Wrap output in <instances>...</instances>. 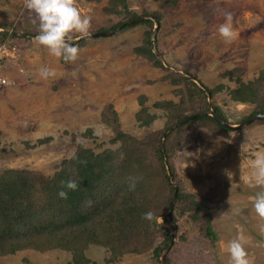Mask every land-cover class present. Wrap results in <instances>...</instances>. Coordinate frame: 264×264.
<instances>
[{
  "label": "rangeland",
  "instance_id": "rangeland-1",
  "mask_svg": "<svg viewBox=\"0 0 264 264\" xmlns=\"http://www.w3.org/2000/svg\"><path fill=\"white\" fill-rule=\"evenodd\" d=\"M73 2L91 18L90 35L73 34L79 55L65 62L36 41L39 21L24 0H0V32L7 33L3 43L15 49L4 66L12 83L0 90V171L16 168L52 176L79 143L95 152L124 145L114 141L118 126L152 153L158 142L168 150L177 173L173 178L167 162L171 186L180 185L210 208L215 238L206 236L203 222L192 220L186 203L175 197L172 216L169 208L157 216L152 247L141 253L126 252L111 261V250L101 244H90L82 255L26 248L0 255V264H80L76 255L86 264H229L226 246L238 234L248 240L252 264H264V218L253 207L255 193L264 188L255 184L252 167L256 154L264 152V120L225 134L202 121L180 131L173 130L183 121L169 126L173 116L202 107V97L189 93L192 82L201 89L223 85L207 97L208 110L211 102L233 125L256 111L255 103L236 101L231 92L264 71V0H126L129 12L111 0ZM130 12L143 17L159 13V27L152 18H147L151 26L116 27L129 24ZM225 13L232 16L231 42L218 32ZM103 31L108 33L95 35ZM148 31L163 66L135 50L145 44ZM41 66L55 75L41 78ZM155 247L162 248L159 255Z\"/></svg>",
  "mask_w": 264,
  "mask_h": 264
},
{
  "label": "trees",
  "instance_id": "trees-1",
  "mask_svg": "<svg viewBox=\"0 0 264 264\" xmlns=\"http://www.w3.org/2000/svg\"><path fill=\"white\" fill-rule=\"evenodd\" d=\"M111 4L114 7L120 4L129 12L126 0H111ZM137 16V13L130 12L127 19ZM155 16L161 19L159 13ZM126 23L121 22L116 27L139 23L151 26L154 22L144 19ZM6 35V32H0V44ZM146 35L145 44L136 47V52L151 59L155 65L163 66L152 49L151 31ZM187 73L194 76L188 70ZM205 88L214 96L223 85ZM188 90L192 98L202 97V107L191 114L173 116L175 118L169 126L186 120L173 131L201 121L217 133L231 131L211 115L191 117L208 111V94L195 82ZM231 94L236 101L256 104L257 109L251 117L264 113V71L255 80L242 82ZM214 109L227 120L217 106ZM142 112L144 109L139 112V118ZM113 114L116 115V112L113 111ZM116 133L114 141H124V145L115 150L108 148L95 152L84 143H79L75 153L62 160L59 170L52 176L16 168L0 171V255L14 254L26 248H62L82 255L90 244H101L111 250V261H115L126 252L141 253L152 247L158 226L157 216L162 215L165 208L171 210L172 216L175 206V188L168 179L167 162L173 178L177 173L170 163L168 150L166 152L159 142L152 153L143 148V142L127 136L118 126ZM44 141L46 139L38 143ZM166 157L168 161H165ZM67 180H75L78 187L75 191L65 189L68 197L62 199L57 193L62 187L61 182ZM177 188L176 202L186 203L189 217L202 221L206 236L214 240L210 208L180 185ZM148 211L154 214L152 221L143 218ZM161 250V247L154 248L156 255ZM75 260L80 264L88 263L87 259L77 255Z\"/></svg>",
  "mask_w": 264,
  "mask_h": 264
},
{
  "label": "clouds",
  "instance_id": "clouds-1",
  "mask_svg": "<svg viewBox=\"0 0 264 264\" xmlns=\"http://www.w3.org/2000/svg\"><path fill=\"white\" fill-rule=\"evenodd\" d=\"M24 4L39 21L36 36L38 44L65 62L76 61L80 50L72 42V36L74 33H79L82 37L89 36L91 18L82 14L73 0H24ZM218 32L226 42L235 38L231 13H225V22L219 26ZM38 72L44 79L55 75V70L48 66H41ZM252 167L255 184L264 188V152L256 154ZM61 183L62 187L57 195L62 199H67L68 191H75L78 187L75 180ZM253 207L258 216L264 218V190L255 193ZM153 216L151 211L143 214V218L148 221H152ZM247 243L248 240L243 234L228 241L226 251L229 254V264H252L246 249Z\"/></svg>",
  "mask_w": 264,
  "mask_h": 264
},
{
  "label": "water",
  "instance_id": "water-1",
  "mask_svg": "<svg viewBox=\"0 0 264 264\" xmlns=\"http://www.w3.org/2000/svg\"><path fill=\"white\" fill-rule=\"evenodd\" d=\"M143 18H152V19H154L155 21H156V23H157V27H156V29L159 27V22H158V19L155 17V16H138V17H136V18H134V19H132V20H130V22L129 23H132V22H137V21H139V20H142ZM108 32L107 31H103V32H100V33H96L95 35H105V34H107ZM156 54H157V56L159 57V55H158V53L156 52V51H154ZM190 76V75H189ZM190 77H193V76H190ZM202 88L203 89H205V91H206V93L208 94V98H209V100L211 99V95H210V93L206 90V88H205V86H203L202 85ZM204 114H208V115H211L212 117H214L215 118V120H217L219 123H221L222 125H224L225 127H227V128H229V129H233V128H235V129H239V128H241V127H243V126H245V125H247V124H250L251 122H254V121H256V120H261V119H263L264 120V113H260V114H256V115H254V116H252V117H250L249 119H247V120H245L243 123H241V124H238V125H233V124H231L230 122H228L227 120H225L219 113H217L216 111H215V109L212 107V105H211V102H210V107H209V110L208 111H206V112H201V113H199V114H194V115H192L191 117H195V116H197V115H204ZM190 117V118H191ZM186 120H183V122H185ZM163 147V146H162ZM171 178V177H170ZM177 191H178V188L175 186V197H176V193H177ZM175 236H176V229L175 228H173V231H172V233H171V239H172V242H171V244L173 243V241H174V239H175ZM164 264H168L166 261H164Z\"/></svg>",
  "mask_w": 264,
  "mask_h": 264
},
{
  "label": "built area",
  "instance_id": "built-area-1",
  "mask_svg": "<svg viewBox=\"0 0 264 264\" xmlns=\"http://www.w3.org/2000/svg\"><path fill=\"white\" fill-rule=\"evenodd\" d=\"M15 49L9 50L7 43L0 44V88L12 83V80L5 73V61L15 56Z\"/></svg>",
  "mask_w": 264,
  "mask_h": 264
},
{
  "label": "crops",
  "instance_id": "crops-1",
  "mask_svg": "<svg viewBox=\"0 0 264 264\" xmlns=\"http://www.w3.org/2000/svg\"><path fill=\"white\" fill-rule=\"evenodd\" d=\"M4 88H0V90L6 91L7 89H4ZM8 94H11V90H8ZM9 96H11V98H12V95H9ZM10 102H13V99H11Z\"/></svg>",
  "mask_w": 264,
  "mask_h": 264
}]
</instances>
